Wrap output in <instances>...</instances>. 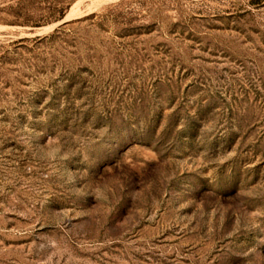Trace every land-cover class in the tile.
Instances as JSON below:
<instances>
[{"label":"rangeland","instance_id":"obj_1","mask_svg":"<svg viewBox=\"0 0 264 264\" xmlns=\"http://www.w3.org/2000/svg\"><path fill=\"white\" fill-rule=\"evenodd\" d=\"M0 264H264V0H0Z\"/></svg>","mask_w":264,"mask_h":264}]
</instances>
